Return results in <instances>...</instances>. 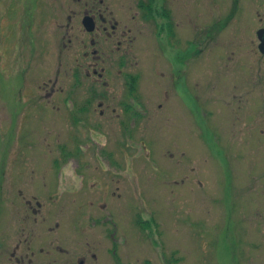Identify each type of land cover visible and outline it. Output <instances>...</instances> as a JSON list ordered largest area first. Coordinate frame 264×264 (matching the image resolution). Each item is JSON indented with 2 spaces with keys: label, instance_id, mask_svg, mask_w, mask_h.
Instances as JSON below:
<instances>
[{
  "label": "rangeland",
  "instance_id": "rangeland-1",
  "mask_svg": "<svg viewBox=\"0 0 264 264\" xmlns=\"http://www.w3.org/2000/svg\"><path fill=\"white\" fill-rule=\"evenodd\" d=\"M83 1L0 0V264H236L264 206L257 18L93 0L107 39Z\"/></svg>",
  "mask_w": 264,
  "mask_h": 264
},
{
  "label": "flooded vegetation",
  "instance_id": "flooded-vegetation-1",
  "mask_svg": "<svg viewBox=\"0 0 264 264\" xmlns=\"http://www.w3.org/2000/svg\"><path fill=\"white\" fill-rule=\"evenodd\" d=\"M79 1V0H78ZM107 0H99V4L104 5V3ZM130 1V0H128ZM139 0H137L138 3ZM192 2L194 0H191ZM206 6L207 3L210 5V0H206ZM220 1L222 9L219 7H214L216 11L217 16H223L229 17V18H257L256 24H251V28L256 31L257 38L259 40V50L264 54V0H218ZM83 4L85 7H88L87 10L84 11L83 17L81 20V25L85 31V33H97V35L105 36L107 39H109L108 34L110 37L118 32V27L121 26L120 22L116 18L115 11L110 7L106 6L107 10L104 12L99 11L96 9V5L93 3V0L83 1ZM151 6V5H150ZM149 6V7H150ZM145 6L144 8H146ZM217 8V9H216ZM142 10V6L139 7V9H136L135 12ZM152 10V9H151ZM143 11V10H142ZM147 11V10H146ZM206 12L209 14L210 9L207 6ZM134 17V15H133ZM113 23V24H112ZM110 28V32L108 31V27ZM246 26L250 27V24L247 23ZM68 27V26H67ZM100 31V32H97ZM124 32V38H126V35L128 34V31L125 30ZM119 36V35H118ZM117 36V37H118ZM99 36L94 37L91 40V46H95L97 41L99 39ZM117 44L120 46L121 41H117ZM119 50V49H118ZM96 49L93 50L92 54H96ZM264 77V76H263ZM256 80H251L252 82H256ZM264 80V79H263ZM103 112L100 114L102 115ZM256 122H249L247 123V126L255 131L246 132L249 134H246V140H249L248 142L244 143L241 146V149L249 151L250 149L253 150L254 148L257 151L256 154H258V150L263 148L264 152V143L258 144V124ZM260 135L264 136V131L262 130ZM242 150V151H243ZM240 153L238 154V156ZM264 155V153H262ZM261 172V173H260ZM258 171V175L254 176L252 175L251 183L253 184V190L252 192H255L257 195L259 194V191L264 194V170ZM260 173V174H259ZM258 198V196H257ZM251 214L254 216V233L251 235V237H254L252 241H242L239 240L240 237H234L235 243H236V252L237 257L235 259L236 264H264V206L263 205H257V207H254L253 210H251ZM243 242V243H242Z\"/></svg>",
  "mask_w": 264,
  "mask_h": 264
}]
</instances>
